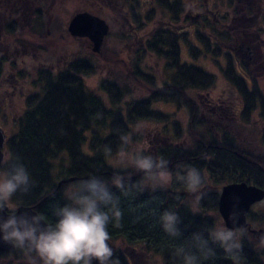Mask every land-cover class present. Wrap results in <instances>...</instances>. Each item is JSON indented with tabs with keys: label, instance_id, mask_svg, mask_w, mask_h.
Wrapping results in <instances>:
<instances>
[{
	"label": "trees",
	"instance_id": "trees-1",
	"mask_svg": "<svg viewBox=\"0 0 264 264\" xmlns=\"http://www.w3.org/2000/svg\"><path fill=\"white\" fill-rule=\"evenodd\" d=\"M228 61L224 73L230 83L237 87L238 100H234V105L242 99L244 106L241 115L249 123L243 126L237 123V119L227 118L230 131L204 123L200 118L201 109L197 106H191L192 116L186 126L169 124L167 114L152 108V103L161 98L157 89L150 91L147 99L142 97L134 100L133 97L128 100L127 95L133 89L126 82L103 77L99 89L108 97L95 94L86 87L81 75L92 73L93 69L88 67L81 70L74 68L73 72H60L52 76L42 75L39 78L42 81L39 84L41 91L34 99L35 105L25 109L6 142L7 154L18 156L34 181L30 192L17 193L13 202L16 205L35 206L38 213L51 219L53 206L66 202L63 192L71 184L90 175L105 179L114 175L117 169L110 161L119 147L120 133H127L131 137V125L139 120L166 122L168 124L165 126L173 128V140L182 135L184 138L188 135V139L183 138L179 145L174 141L158 145L156 152L151 155L167 159L173 172L178 165H192L202 171L206 177L204 191L207 196L200 202L199 214H193L186 206L191 200L183 186L174 182L167 190L145 191L131 198L121 197L122 227L109 225L108 231L115 244L118 241L127 246L142 247L145 253L155 256L161 264H172L171 248L174 242L160 227L157 220L159 213L166 209L176 210L182 221L180 227L184 237H188L195 231L219 223L216 215L219 213L218 201L223 185L246 181L264 189V152L258 146V133H249L256 131L253 118H257L254 117L257 111H260L264 120V93L260 92L254 77L251 89L248 77L235 70L230 56ZM193 73L197 86L215 84L214 74L200 67H196ZM142 78L138 79L147 78L150 84L155 85L151 75ZM181 82L189 83L188 77H182ZM231 101L223 102V107L236 112ZM257 126L261 129L258 122ZM242 128L246 129L244 140ZM262 142L264 140L260 144ZM105 145L112 148L113 157L103 154ZM119 171L122 175H130L133 181L141 179V175L132 168ZM177 195L185 203L178 201ZM256 245L250 235L243 240L241 264H264V250L258 249ZM22 254L19 249L10 253L0 252V260L8 256L18 258ZM114 258H118L120 264H133L129 255L118 246ZM206 264H232V261L225 257L221 249L216 248L215 258Z\"/></svg>",
	"mask_w": 264,
	"mask_h": 264
},
{
	"label": "flooded vegetation",
	"instance_id": "flooded-vegetation-1",
	"mask_svg": "<svg viewBox=\"0 0 264 264\" xmlns=\"http://www.w3.org/2000/svg\"><path fill=\"white\" fill-rule=\"evenodd\" d=\"M259 1L263 5L257 4V0H0V129L6 134L4 155L6 142L25 109L35 105L34 99L41 91L39 78L73 72L74 68L93 69L90 76L102 72L105 65L101 68L99 59L105 56L103 48L109 39L119 43L123 50L112 53L108 63L115 69L125 66L130 76L135 72L140 83L143 80L139 79L151 75L155 85L146 83V92L157 89L161 98L155 103L175 108L172 117L170 112L157 108L169 116V124H188L191 108L196 106L201 109V120L213 126L222 124L225 118L237 119L242 114V99L237 102L236 112L224 108L225 97L210 98L214 85L197 86L193 70L200 67L206 71L197 61L212 60L224 72L230 56L235 70L248 77L253 89L252 55L258 52L254 43H264V0ZM66 7L72 13L67 24ZM58 12L63 16H58ZM79 12H88L109 25L100 51L94 50L89 37L73 36L68 31L69 22ZM53 18L62 27L64 22L67 32L60 41L63 47L57 50L52 49L51 41H46L52 37L48 24ZM254 19L256 23L250 24ZM232 21L237 24L230 30ZM37 27L46 31L43 37H38L45 39L44 44L37 41ZM69 40L75 49L70 50ZM123 54L128 56L122 57ZM182 77H188L189 83L181 82ZM19 100L20 109L16 108ZM255 116L254 121L261 125L258 146L264 152V145L260 144L264 140V120L260 111ZM241 136L244 140L245 135ZM263 201L254 203L247 214V222L253 229H264V224L255 227L249 221L253 207ZM216 217L218 222L224 221L220 212ZM249 235L257 244V235L250 231Z\"/></svg>",
	"mask_w": 264,
	"mask_h": 264
},
{
	"label": "clouds",
	"instance_id": "clouds-1",
	"mask_svg": "<svg viewBox=\"0 0 264 264\" xmlns=\"http://www.w3.org/2000/svg\"><path fill=\"white\" fill-rule=\"evenodd\" d=\"M119 140L114 157L110 146L105 145L102 150L105 156L115 160L114 175L110 179L90 175L71 184L63 192L66 202L53 206L51 219L42 213L19 210L13 197L17 193H29L34 181L18 156L11 153L0 156V213H9L0 216V241L21 250L28 264H120L114 258L108 229L109 225L122 227L121 197L167 190L175 182L192 197L186 206L193 214H199L200 202L207 196L206 177L200 169L178 165L173 172L167 159L133 146L127 133H120ZM126 168L134 169L141 179L133 181L130 175H122L119 170ZM176 199L185 203L179 195ZM232 201L228 220L233 227H227L221 220L188 237H184L176 210L166 209L157 215L163 232L174 242L172 264H206L215 258L216 248L232 264H241L243 240L248 238L249 230L239 224L242 215L239 197L233 196ZM256 246L264 250V233L257 236Z\"/></svg>",
	"mask_w": 264,
	"mask_h": 264
},
{
	"label": "rangeland",
	"instance_id": "rangeland-1",
	"mask_svg": "<svg viewBox=\"0 0 264 264\" xmlns=\"http://www.w3.org/2000/svg\"><path fill=\"white\" fill-rule=\"evenodd\" d=\"M258 3L257 4H261L263 5L262 1L257 0ZM67 11L68 8L66 7ZM63 11V10H62ZM56 15V14H55ZM72 13H71V9L68 11V17L65 19V23L67 24V21L69 20V18L71 17ZM58 16H63V13L61 14L60 12H58ZM57 16V18H58ZM261 16V15H260ZM240 19H235L234 21H238L239 22ZM54 21V18H53ZM48 24L50 25V30L52 31V37H50V39H46V41H51L52 43V49L53 50H57L59 48H62L63 45L61 44L64 38H65V34L67 36V32L65 29V23L63 22L62 26H60V23L58 22H53ZM232 21L231 23H229V29L231 30V26L237 24L236 22ZM243 24L245 23V21L242 22ZM241 23V24H242ZM256 20H252V22L250 24H255ZM246 24V23H245ZM245 26V25H244ZM45 27V26H44ZM44 27H37V41H39V43L44 44L45 39L44 38H38V37H43V34H46V31L44 30ZM237 26H235L236 28ZM246 28V26H245ZM41 33V34H39ZM113 40V39H112ZM111 39L107 40L106 43L104 44V48L103 51L105 52V56L101 57L99 60L101 61V68L103 67V65H105V68L102 70V72H99L98 74L95 75H86L84 77L85 80V84L86 87H88L90 90H92L95 94H98L100 96H103L105 98L108 97L106 94L104 95V92H101L99 89V84H100V79L103 77H109L111 80H118L120 83L121 81L126 82V84H128V86L133 89V91L127 95V98L129 100L133 99H140L145 95H148L149 93L146 92V89L144 87V83L150 84L148 81H144L143 83H140L137 79H136V73L134 72L133 76H130L129 74L126 73V68L125 66H122L121 69H115L110 63V61H108L109 56L114 53L117 52L119 50H123L122 46H119V43L112 41ZM69 48L70 50L75 49V45L71 43V41L69 40ZM254 45L257 47L258 52L256 51L255 54L252 55L253 60H252V74L253 77L256 80L257 86L259 87L260 92L264 93V63H263V58H264V43L259 44L258 42H255ZM116 51H115V50ZM256 50V49H255ZM37 58L40 57V53H37ZM127 54H123L122 57H127ZM44 59V58H42ZM256 60V62H254ZM97 62V61H96ZM109 62V63H108ZM198 64H200L203 68L206 69V71L209 72H214L217 76H215V84H214V88L212 89L211 93H210V98H214L216 96H220L225 97V103H228L229 101L233 100V106L235 108V110H238L236 108V105H234V100H238V96L236 94L237 92V87L233 84L230 83V81L227 79L226 74L224 72H222L221 68L219 66H216L212 60L209 61H197ZM62 63V62H60ZM251 64V63H250ZM112 67H111V66ZM40 65H38L37 68H39ZM112 68H114V71H111ZM114 74H116L114 76ZM134 86V87H133ZM149 86V85H148ZM154 88L153 86L150 87ZM229 100V101H228ZM18 104L16 106V108L20 109V104H21V100L17 101ZM230 103V102H229ZM152 108L153 109H157V108H161V109H165V111H168L171 113V117L174 116V107H169V105H166L165 107L162 106V104H156L155 102L152 104ZM240 109V108H239ZM158 110V109H157ZM229 113V112H227ZM230 114V113H229ZM239 117L237 118V120L244 124V125H249V123L247 121H245V119L243 118V116L238 115ZM254 119V118H253ZM226 120V122H225ZM224 123H218L215 126H220L219 128H222L224 131L226 130H231L230 126H229V122L227 123V119L225 118ZM237 121V123H238ZM254 121V120H253ZM252 121V122H253ZM246 122V123H245ZM168 123L166 122H155L154 120H150V119H145V120H139L136 121L135 123H133L131 125L132 128V136H131V141H132V145L135 147H139V148H143L146 149L147 153L151 154L156 152L157 146L159 145H164V144H168V143H173V141L179 145L181 143V141H183L184 135H182L181 137H178L176 140H173L171 137L174 136L173 133V128L172 126L167 125ZM183 126H186V124H182ZM253 125L256 127V131L255 132H249L251 134H256L260 131L259 127L257 126V122H253ZM137 126H140V128L138 129ZM246 126V127H247ZM166 127V129H165ZM162 129V133L160 132V130ZM239 129H241V127L239 126ZM246 129L243 131L241 130L242 133H246L245 132ZM169 136V137H168ZM192 138V136H191ZM184 139H188V135L187 137H185ZM262 141V140H261ZM179 143V144H178ZM261 145H264V142L261 143ZM111 164L114 166L115 164V160L112 158L111 159ZM188 194V193H187ZM188 199L192 201V197L190 194H188ZM249 221L252 223V225H254L255 227L258 225H263L264 224V201L261 203H258V205H256L255 207H253V210L251 212V215L249 216ZM220 223V222H219ZM116 244L118 247H120V249L124 252H126L129 255V260L130 262H132L133 264H161V261L159 259H156L155 256H150L149 254L145 253L142 250V247L139 246H127L124 243L118 242L116 241ZM135 247V249H134ZM14 251V250H13ZM135 260L134 261H132ZM0 264H28L27 259L25 257L24 254H22L21 257H14V256H8V257H4L3 259L0 260Z\"/></svg>",
	"mask_w": 264,
	"mask_h": 264
},
{
	"label": "water",
	"instance_id": "water-1",
	"mask_svg": "<svg viewBox=\"0 0 264 264\" xmlns=\"http://www.w3.org/2000/svg\"><path fill=\"white\" fill-rule=\"evenodd\" d=\"M68 31L73 36L89 37L94 45V50L98 52L101 50L105 36L109 33L110 28L103 19L88 12H79L69 22ZM5 139V132L4 130L0 129V156L4 155L3 146ZM233 196L239 197L240 200L239 208L242 212V215L240 217L239 224L246 225L253 235L258 236L260 233H264L263 228L253 229L247 222V214L250 211L252 205L264 199V189L257 185L249 184L246 181L231 182L222 186L219 195L218 207L226 226L229 228L233 227L231 221L228 220V215L232 207ZM18 207L20 211L27 210L32 213H38L35 209V206L18 205ZM7 214L9 213L6 211L5 213H0V216ZM109 243L115 252L117 250V245L111 240ZM14 249L15 248H13L11 245L0 241V252L10 253Z\"/></svg>",
	"mask_w": 264,
	"mask_h": 264
}]
</instances>
